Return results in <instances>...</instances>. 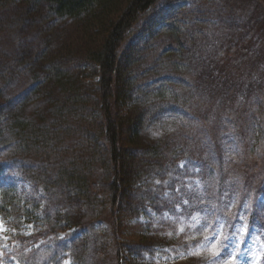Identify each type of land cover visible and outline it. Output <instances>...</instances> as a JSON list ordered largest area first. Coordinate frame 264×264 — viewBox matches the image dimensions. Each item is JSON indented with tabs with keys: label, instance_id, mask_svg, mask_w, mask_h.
<instances>
[{
	"label": "rangeland",
	"instance_id": "obj_1",
	"mask_svg": "<svg viewBox=\"0 0 264 264\" xmlns=\"http://www.w3.org/2000/svg\"><path fill=\"white\" fill-rule=\"evenodd\" d=\"M41 10L18 2L0 11L3 52L29 57L47 42L56 55L67 47L61 38L74 35L75 26ZM129 40L126 89L142 111L135 144L157 150L135 155L146 173L125 202L134 209L131 217L151 228L125 249L127 258L135 264H264V4L159 0ZM83 76L97 79L92 67ZM33 100L27 95L11 107L27 113ZM90 114L87 109L76 117ZM75 128L71 122L73 139L66 143L78 147L82 135L73 134ZM78 201L54 209L58 223L67 216L76 222L56 238L38 239L41 222L20 221L32 242V251L20 252L22 261L8 256L9 232L0 220L6 229L0 264H81L83 254L92 264L94 249L97 261L114 264L108 208Z\"/></svg>",
	"mask_w": 264,
	"mask_h": 264
},
{
	"label": "trees",
	"instance_id": "obj_2",
	"mask_svg": "<svg viewBox=\"0 0 264 264\" xmlns=\"http://www.w3.org/2000/svg\"><path fill=\"white\" fill-rule=\"evenodd\" d=\"M18 2L28 8L39 5L52 19L73 24L76 33L61 38L67 47L56 55L49 54L47 42L29 57L10 56L0 47V220L9 232L7 254L22 261L20 252L32 251L21 220L34 227L41 222L38 239L56 238L76 222L67 216L64 224L58 223L54 209L79 200L108 208L114 264H135L124 251L132 242H142L151 226L132 218L134 209L125 200L146 173L136 153L157 149L135 144L142 111L128 97L124 71L130 35L159 0H0V11ZM91 67L97 79L86 81L83 75ZM27 95L34 99L27 113L11 107L12 101ZM87 109L92 118L76 117ZM71 122L77 127L73 134L82 135L81 146L66 143V138L73 139L68 133ZM260 137L255 130L253 140ZM43 200L50 209L40 207ZM132 219V227L127 226ZM96 252L92 264H103L101 256L100 262L94 257ZM86 258L83 254L81 264Z\"/></svg>",
	"mask_w": 264,
	"mask_h": 264
},
{
	"label": "snow or ice",
	"instance_id": "obj_3",
	"mask_svg": "<svg viewBox=\"0 0 264 264\" xmlns=\"http://www.w3.org/2000/svg\"><path fill=\"white\" fill-rule=\"evenodd\" d=\"M6 231V229L4 228L3 224L0 223V232ZM206 240H209V237H205Z\"/></svg>",
	"mask_w": 264,
	"mask_h": 264
}]
</instances>
